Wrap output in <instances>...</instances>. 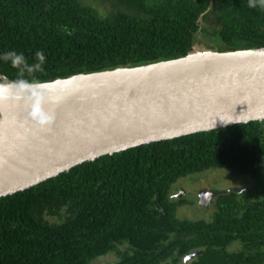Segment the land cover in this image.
Wrapping results in <instances>:
<instances>
[{
	"label": "trees",
	"instance_id": "obj_1",
	"mask_svg": "<svg viewBox=\"0 0 264 264\" xmlns=\"http://www.w3.org/2000/svg\"><path fill=\"white\" fill-rule=\"evenodd\" d=\"M195 43L264 47V10L248 0H0V54L32 63L42 51L41 81L180 57ZM0 73L16 70L0 60ZM214 169L252 185L221 194L209 220L178 216L174 185ZM233 242L241 249L229 251ZM193 250L191 264H263L264 120L102 155L0 197V264H91L109 252L111 264H179Z\"/></svg>",
	"mask_w": 264,
	"mask_h": 264
},
{
	"label": "water",
	"instance_id": "obj_2",
	"mask_svg": "<svg viewBox=\"0 0 264 264\" xmlns=\"http://www.w3.org/2000/svg\"><path fill=\"white\" fill-rule=\"evenodd\" d=\"M200 45L180 57L42 81L38 113L24 98L0 101V197L102 155L264 120V47ZM4 80L11 79L0 73ZM231 191L239 189L198 197L207 204Z\"/></svg>",
	"mask_w": 264,
	"mask_h": 264
},
{
	"label": "rangeland",
	"instance_id": "obj_3",
	"mask_svg": "<svg viewBox=\"0 0 264 264\" xmlns=\"http://www.w3.org/2000/svg\"><path fill=\"white\" fill-rule=\"evenodd\" d=\"M102 10V6H98ZM212 43V42H211ZM201 44V43H200ZM205 46L201 44L199 47ZM207 47V46H206ZM213 49V48H212ZM193 176L200 177L197 181L192 179ZM247 177V181L250 182V178L248 176L227 173L222 169H214V170H206L200 172L198 174H194L191 176L184 177L180 179L172 188L170 193V198L175 201H179L180 204L177 206V215L181 218H187L190 220L197 219H211V215L208 214L213 211V207L209 208L202 206L200 202L197 201V192L199 190L201 182L203 184H213L215 188L219 189H228L229 185H237L242 183V179ZM246 182V181H245ZM241 185H244L243 183ZM125 247L122 246L121 249ZM241 249V244L238 242H233L228 245L229 251L239 250ZM118 260V256L114 252H109L105 255L98 256L91 261V264H111ZM179 264H191V261H183V259L179 262Z\"/></svg>",
	"mask_w": 264,
	"mask_h": 264
},
{
	"label": "clouds",
	"instance_id": "obj_4",
	"mask_svg": "<svg viewBox=\"0 0 264 264\" xmlns=\"http://www.w3.org/2000/svg\"><path fill=\"white\" fill-rule=\"evenodd\" d=\"M248 7L253 9L259 7L264 10V0H248ZM0 60L9 63L10 67L16 70L14 79L0 81V101L24 98L30 103L36 104L35 112H40L43 99L40 96L39 85L42 81L36 74L45 72V54L42 51H37L34 61L29 63L23 53L13 50L0 54ZM46 119L50 118L46 116L40 118L41 122Z\"/></svg>",
	"mask_w": 264,
	"mask_h": 264
},
{
	"label": "flooded vegetation",
	"instance_id": "obj_5",
	"mask_svg": "<svg viewBox=\"0 0 264 264\" xmlns=\"http://www.w3.org/2000/svg\"><path fill=\"white\" fill-rule=\"evenodd\" d=\"M222 170H225V169H222ZM227 173H230V174H234V176H236L237 175V173H235V172H233V171H230V170H225ZM200 177H198V176H193L192 177V179H194V181H197L198 179H199ZM247 177H244L242 180V183L244 184V185H239V184H237V185H235V186H233V185H229V188H237V189H239V192H236V193H239V194H242V193H245L246 192V190H248V189H250V187H251V185H252V179L250 178V182H248L247 180ZM246 181V182H245ZM202 184L200 185V187H199V190H198V192H197V195H196V197H197V201L198 202H200L199 200V197H198V195H199V193L202 191V190H205V191H209V190H215V189H217V188H215V186H213V184H208V183H206V184H203L204 182H201ZM227 189V188H226ZM218 190V189H217ZM219 190H225V189H219ZM230 193V192H229ZM222 194H226V193H222ZM221 194H216V195H213L212 197H210V200H208V203L207 204H201L202 206H205V207H207V208H209L210 206H212L213 207V211L211 212V213H209V211H208V214H210L211 216H213L214 214H215V212L216 211H218V209H219V207H218V205H217V201H218V198H219V196H220ZM205 198H207L206 196H205ZM209 198V197H208ZM191 260V259H190Z\"/></svg>",
	"mask_w": 264,
	"mask_h": 264
}]
</instances>
